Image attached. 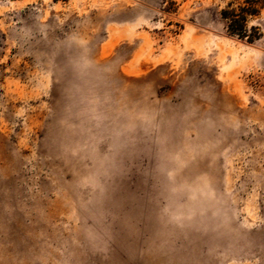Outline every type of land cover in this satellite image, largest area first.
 <instances>
[{"label": "rangeland", "instance_id": "374dc122", "mask_svg": "<svg viewBox=\"0 0 264 264\" xmlns=\"http://www.w3.org/2000/svg\"><path fill=\"white\" fill-rule=\"evenodd\" d=\"M228 1L0 0V264H264V6L248 42Z\"/></svg>", "mask_w": 264, "mask_h": 264}, {"label": "trees", "instance_id": "16d2710c", "mask_svg": "<svg viewBox=\"0 0 264 264\" xmlns=\"http://www.w3.org/2000/svg\"><path fill=\"white\" fill-rule=\"evenodd\" d=\"M264 6V0H242L233 5V1H228L220 10V18L226 33L237 38L252 42L261 36V31L256 25H247L248 19L256 16Z\"/></svg>", "mask_w": 264, "mask_h": 264}]
</instances>
